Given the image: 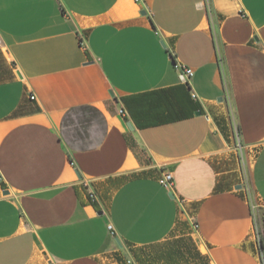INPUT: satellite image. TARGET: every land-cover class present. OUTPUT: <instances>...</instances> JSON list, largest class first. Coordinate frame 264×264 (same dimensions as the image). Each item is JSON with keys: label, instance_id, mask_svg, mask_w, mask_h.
I'll list each match as a JSON object with an SVG mask.
<instances>
[{"label": "crops", "instance_id": "obj_1", "mask_svg": "<svg viewBox=\"0 0 264 264\" xmlns=\"http://www.w3.org/2000/svg\"><path fill=\"white\" fill-rule=\"evenodd\" d=\"M254 200L264 0H0V264H262Z\"/></svg>", "mask_w": 264, "mask_h": 264}, {"label": "built area", "instance_id": "obj_2", "mask_svg": "<svg viewBox=\"0 0 264 264\" xmlns=\"http://www.w3.org/2000/svg\"><path fill=\"white\" fill-rule=\"evenodd\" d=\"M174 65H175V68H177L182 73L183 82L189 86V81L194 74L193 69L185 68L177 62H175ZM192 98L197 99L198 97L195 93L192 92ZM31 99H35V97L31 96ZM159 181H160L161 185L164 186L167 190L173 191V189H174V175L172 172H170V171L162 172V175H161V178ZM90 196H91V198H95L94 193H91ZM253 215H254V224H255L256 236H257V239H258L259 245H260L261 233H260V229L258 228V224H257V218L255 215V206H253ZM194 227L196 228V225H194ZM109 231H110L111 236L114 237L115 236V230L112 226H109ZM260 256H261L262 264H264V251L263 250H260Z\"/></svg>", "mask_w": 264, "mask_h": 264}, {"label": "rangeland", "instance_id": "obj_3", "mask_svg": "<svg viewBox=\"0 0 264 264\" xmlns=\"http://www.w3.org/2000/svg\"><path fill=\"white\" fill-rule=\"evenodd\" d=\"M254 203H255V215L257 218L258 228L260 229L261 235H263L264 233V208L260 206L255 200H254ZM189 239H190L189 237L188 238L184 237L183 240H180L181 242H179V244L185 247L192 246V242Z\"/></svg>", "mask_w": 264, "mask_h": 264}, {"label": "water", "instance_id": "obj_4", "mask_svg": "<svg viewBox=\"0 0 264 264\" xmlns=\"http://www.w3.org/2000/svg\"><path fill=\"white\" fill-rule=\"evenodd\" d=\"M142 14L145 15L146 12H143ZM220 100H221V99H220ZM129 127H130L131 129H133V127L131 126V124H129ZM6 194H8V193H6ZM170 197H171V198H174V196H173L172 194H170ZM116 241H117V243H118V245H119L120 247L123 246V245L121 244V242H120L119 239H117Z\"/></svg>", "mask_w": 264, "mask_h": 264}, {"label": "trees", "instance_id": "obj_5", "mask_svg": "<svg viewBox=\"0 0 264 264\" xmlns=\"http://www.w3.org/2000/svg\"><path fill=\"white\" fill-rule=\"evenodd\" d=\"M260 250L264 251V233L263 235H261V238H260Z\"/></svg>", "mask_w": 264, "mask_h": 264}]
</instances>
